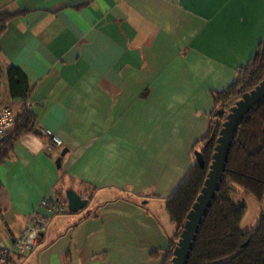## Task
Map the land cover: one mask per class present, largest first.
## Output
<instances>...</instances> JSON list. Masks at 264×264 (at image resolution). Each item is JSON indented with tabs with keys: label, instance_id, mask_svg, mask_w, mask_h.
<instances>
[{
	"label": "crops",
	"instance_id": "1",
	"mask_svg": "<svg viewBox=\"0 0 264 264\" xmlns=\"http://www.w3.org/2000/svg\"><path fill=\"white\" fill-rule=\"evenodd\" d=\"M2 10L15 13L0 31L3 99L32 109L39 133L0 162V245L32 212L49 215L42 198L90 197L49 215L37 248L10 264H163L176 231L166 201L196 162L214 93L264 39V0H0ZM11 65L29 78L28 101L11 97Z\"/></svg>",
	"mask_w": 264,
	"mask_h": 264
},
{
	"label": "trees",
	"instance_id": "2",
	"mask_svg": "<svg viewBox=\"0 0 264 264\" xmlns=\"http://www.w3.org/2000/svg\"><path fill=\"white\" fill-rule=\"evenodd\" d=\"M14 16L15 13L10 11H0V31ZM6 78L11 97L28 101L32 86L25 72L11 65L6 70ZM263 78L264 39L254 56L239 68L230 85L214 93L216 109L211 114L207 136L197 144H201L199 149L204 155L205 166L195 162L166 201V210L176 225V231L171 239L168 258L163 264H171L176 241L207 178L225 119L220 110L229 109L235 100L253 89ZM215 118L220 120L215 121ZM36 125V113L25 105L17 114L12 131L0 143V162L9 155L10 148L20 136L29 132L39 133ZM240 190L260 202L264 199V100L246 115L238 129L221 188L201 225L188 264H264V213L253 229H243L240 222L243 209L236 199Z\"/></svg>",
	"mask_w": 264,
	"mask_h": 264
},
{
	"label": "water",
	"instance_id": "3",
	"mask_svg": "<svg viewBox=\"0 0 264 264\" xmlns=\"http://www.w3.org/2000/svg\"><path fill=\"white\" fill-rule=\"evenodd\" d=\"M264 100V78L253 89L244 92L230 106L229 110L221 109L220 113L225 114L222 122L217 143L212 155V161L209 165V171L204 185L187 215L183 229L173 249L171 264H188L191 251L197 239L201 225L208 215L209 209L221 188L224 175L227 169V163L234 139L246 115ZM68 148L62 150L57 159L58 166L61 165L62 156L66 154ZM196 162L205 166V158L200 149L195 150ZM69 211L78 213L85 209L89 204L90 197L83 196L72 188L66 190Z\"/></svg>",
	"mask_w": 264,
	"mask_h": 264
},
{
	"label": "built area",
	"instance_id": "4",
	"mask_svg": "<svg viewBox=\"0 0 264 264\" xmlns=\"http://www.w3.org/2000/svg\"><path fill=\"white\" fill-rule=\"evenodd\" d=\"M3 81V69L0 64V143L12 131L17 112L15 108L4 102L1 92ZM43 134L50 139L55 146H62L61 138L50 129H44ZM39 207L47 210L49 215H59L70 212L68 199L64 196L44 197L39 202ZM43 216L37 211L30 214L24 231L15 238L11 245H0V264H9V259L13 254L25 256L34 251L40 243L42 233L50 226V216Z\"/></svg>",
	"mask_w": 264,
	"mask_h": 264
},
{
	"label": "rangeland",
	"instance_id": "5",
	"mask_svg": "<svg viewBox=\"0 0 264 264\" xmlns=\"http://www.w3.org/2000/svg\"><path fill=\"white\" fill-rule=\"evenodd\" d=\"M219 120V118H215V121ZM236 199L243 209L241 227L245 230L253 229L257 224L258 217L262 212L264 213V201L260 202L253 195L246 194L244 191H240Z\"/></svg>",
	"mask_w": 264,
	"mask_h": 264
}]
</instances>
